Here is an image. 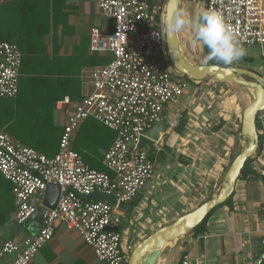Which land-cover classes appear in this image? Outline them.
<instances>
[{
  "label": "crops",
  "instance_id": "obj_1",
  "mask_svg": "<svg viewBox=\"0 0 264 264\" xmlns=\"http://www.w3.org/2000/svg\"><path fill=\"white\" fill-rule=\"evenodd\" d=\"M146 1L154 18L159 22L164 20L168 0ZM187 1L197 5L195 14L190 4L183 8L193 17L207 9L208 0ZM182 7L183 3L181 11ZM21 10L27 20L26 26H31L28 35L18 32L21 28L17 16ZM114 26L115 21L104 16L92 0H0V33L18 42L14 44L22 53L20 77L79 74V88L71 86L68 92L74 95L69 97L72 103L61 108L56 103L55 119L62 127L74 103L83 100L92 90L91 69L102 65L99 62L102 56H111L110 53L95 54L91 49L93 30L108 34L114 31ZM194 35L191 26L179 32L183 53L188 49L201 52L204 48L208 55V49L196 42ZM242 46L245 55L226 66L246 68L264 78V45ZM258 55L263 59H256ZM253 97L251 88L208 78L191 81L179 99L165 107L162 118L169 122L167 131L158 142L146 136L143 139L154 163V175L131 201L119 204L114 210L128 248L133 249L157 229L222 190L230 165L245 145L246 139L241 133L243 111ZM13 100L15 98H0V115L12 112ZM86 125L85 121L81 131ZM0 130H6V126ZM79 131L74 136V149L78 145ZM79 149L89 166L93 160L104 165L106 148L102 147L100 138L96 137L92 144L83 139ZM254 158L253 166L264 173V145ZM232 197V204L213 210L204 233L191 231L168 243L157 264H180L185 254L191 264H264V182L239 179ZM12 218L15 220V212ZM14 223L16 220L0 225V241L10 238L23 243L36 232L16 233L11 229ZM10 259L8 257L7 261ZM31 264L107 263L97 257L78 230L60 223L53 239L37 253Z\"/></svg>",
  "mask_w": 264,
  "mask_h": 264
},
{
  "label": "built area",
  "instance_id": "obj_2",
  "mask_svg": "<svg viewBox=\"0 0 264 264\" xmlns=\"http://www.w3.org/2000/svg\"><path fill=\"white\" fill-rule=\"evenodd\" d=\"M92 1L115 26L108 34L94 29L91 49L110 53L112 60L91 69L92 90L74 103L58 153L49 157L0 130V173L13 184L17 223H24L44 204L50 183L61 186L58 206L49 210L38 232L23 243L10 238L0 241V264H31L60 223L78 230L101 261L125 264L122 233L107 230L119 223V217L108 201L88 196L97 191L114 194L119 205L138 194L154 175V163L143 144L145 132L163 120L165 107L191 83L171 66L167 41L160 35L164 21L154 18L146 0ZM207 9L223 13L242 45H264L262 0H208ZM21 65L18 45L0 39V98L18 96ZM70 103L67 97L57 107ZM90 118L117 133L103 159L113 176L89 166L73 148L75 134ZM258 120L264 132V110ZM180 264H191L187 254Z\"/></svg>",
  "mask_w": 264,
  "mask_h": 264
},
{
  "label": "water",
  "instance_id": "obj_3",
  "mask_svg": "<svg viewBox=\"0 0 264 264\" xmlns=\"http://www.w3.org/2000/svg\"><path fill=\"white\" fill-rule=\"evenodd\" d=\"M182 3L183 0H168L164 22L174 15L177 10H181ZM167 48L170 62L179 73L196 81L214 78L219 82L237 83L253 89L254 97L243 111L241 133L246 139L245 145L230 165L224 178L225 184L222 190L195 209L182 214L173 222L157 229L140 241L133 248L128 264H157L163 248L168 243L193 231L216 207L223 204L231 197L247 160L254 156L259 149L260 134L257 120L259 112L264 110V78L246 68L220 64L192 63L183 53L179 33L175 36L167 37ZM244 76L252 78L253 80L244 78ZM168 125L169 122L167 120L155 122L152 127L147 129L145 136L158 142L162 134L167 131ZM60 197L61 186L59 184L50 183L45 193L44 204L39 206L32 216L24 223L12 224L11 229L16 233H20L24 230H36V232H38L49 210L58 206ZM88 199L106 200L113 206L114 210L118 207V198L114 194L103 191L92 193L88 196ZM107 230L120 231L119 223L113 228L108 227Z\"/></svg>",
  "mask_w": 264,
  "mask_h": 264
},
{
  "label": "trees",
  "instance_id": "obj_4",
  "mask_svg": "<svg viewBox=\"0 0 264 264\" xmlns=\"http://www.w3.org/2000/svg\"><path fill=\"white\" fill-rule=\"evenodd\" d=\"M25 22L27 23V20L25 15L22 16L21 10L17 16V24L18 27L21 28L18 32H25L28 35L31 26H26ZM0 39L7 40L11 43H18L16 38H7L2 33H0ZM94 53L97 54L98 52ZM105 57L106 56H102L99 61L102 65L107 64L112 60V56ZM210 64L224 65L216 60H213ZM58 75V77L38 76L30 78H26L27 76L21 75L19 78L20 92L15 100L11 101L13 102L11 105L12 112L10 111L9 114L0 115V128L6 126V131L11 133L15 139L24 145L33 147L34 149L47 154L49 157H54L58 153L59 142L64 128L56 123V103L67 97L73 98L74 95L68 93L70 87L75 86L79 88L80 85L79 74L70 73L68 77L62 76L61 73ZM186 77L190 81H196L188 76ZM86 122L87 128L81 131L84 125L83 124L78 133V145L75 146V150L80 155L82 154V157L85 156L83 151L79 149L80 142L85 139L87 140V143L92 144L93 140L97 137L100 138L102 147L106 148L104 152L105 156V153L109 150L117 136L116 131L110 129L94 118H90V120L88 119ZM257 126L260 134L259 149L257 152V154H259L264 145V132L263 130L260 132L262 128L259 120H257ZM88 130L94 131L95 134L87 132ZM254 160V156L247 160L242 170L240 179H259L264 182V173H259L255 169L253 166ZM87 162L90 163V159L87 160ZM90 165L92 168L99 171H106L113 174L105 165L98 161L93 160ZM232 200L233 197L231 195L226 202L219 206L232 204ZM15 211L16 204L13 184L0 173V225H6L9 222H14L15 220L12 218V214ZM210 214L193 230L196 234L204 233L206 231V223Z\"/></svg>",
  "mask_w": 264,
  "mask_h": 264
},
{
  "label": "clouds",
  "instance_id": "obj_5",
  "mask_svg": "<svg viewBox=\"0 0 264 264\" xmlns=\"http://www.w3.org/2000/svg\"><path fill=\"white\" fill-rule=\"evenodd\" d=\"M189 26L194 29V40L207 47V60L231 65L245 55L234 30L226 24L223 13L216 9L202 10L195 17L177 10L164 22L160 35L167 41V37L175 36Z\"/></svg>",
  "mask_w": 264,
  "mask_h": 264
},
{
  "label": "rangeland",
  "instance_id": "obj_6",
  "mask_svg": "<svg viewBox=\"0 0 264 264\" xmlns=\"http://www.w3.org/2000/svg\"><path fill=\"white\" fill-rule=\"evenodd\" d=\"M183 1L184 2H183L182 11H183L184 7H186L187 5L190 4L191 5V9H194V10H192V13L195 14L196 10H197V8H196L197 5L193 4L191 1H190V3L187 0H186L187 2L185 0H183ZM166 6H167V4H166ZM201 52L197 51V50L188 49L185 52V56L188 58L189 61H191L194 64H210V62H213V60H207L206 59L207 58V54H206V52H204V48H202ZM256 57H257L256 59H259V60L263 59L261 55H258ZM171 66H172V63H171ZM241 140H243L242 136H241ZM122 236H123L122 246H123V249H124L125 261H126L125 264H128V260H129L130 254H131L133 249L128 248V241H124L125 237H124V235H122Z\"/></svg>",
  "mask_w": 264,
  "mask_h": 264
}]
</instances>
